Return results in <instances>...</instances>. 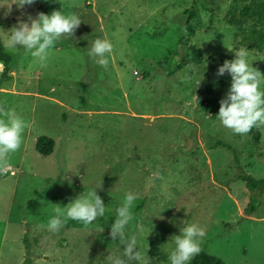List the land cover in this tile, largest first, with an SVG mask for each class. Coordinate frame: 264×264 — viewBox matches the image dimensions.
<instances>
[{
  "label": "rangeland",
  "instance_id": "obj_1",
  "mask_svg": "<svg viewBox=\"0 0 264 264\" xmlns=\"http://www.w3.org/2000/svg\"><path fill=\"white\" fill-rule=\"evenodd\" d=\"M12 3L0 0V37L11 55L0 103L30 127L0 175V264L23 263L25 234L33 264H105L110 253L122 255L118 241L98 234L111 231L128 191L138 199L126 231L137 234L149 264H167L170 237L191 223L206 229L201 248L227 264H264V194L256 213L245 216L248 189L235 180L234 166L236 155L249 173L264 177V130L256 146L249 133L233 134L202 109L209 89L223 99L231 85V76L217 71L235 58V27L226 21L234 0H36L23 10ZM192 4L197 28L183 44L182 11ZM54 10L75 13L82 23L74 37L55 42L46 67L23 48L5 47L18 19ZM98 36L113 45L107 68L87 55ZM191 46L202 61L175 68L194 56ZM247 59L264 74V50L248 51ZM39 135L54 139L49 155L35 149ZM95 189L104 217L48 230L56 204Z\"/></svg>",
  "mask_w": 264,
  "mask_h": 264
},
{
  "label": "clouds",
  "instance_id": "obj_2",
  "mask_svg": "<svg viewBox=\"0 0 264 264\" xmlns=\"http://www.w3.org/2000/svg\"><path fill=\"white\" fill-rule=\"evenodd\" d=\"M36 0H13L21 10L26 5H32ZM11 4V5H12ZM11 5L9 8H11ZM82 20L75 13L65 14L54 10L51 14L43 12L28 19H18L7 33L5 47L9 50L23 48L30 54L35 63L43 68L47 66L50 49L61 38H72L81 25ZM235 58L225 60L218 67L217 76L225 73L231 76V85L226 98L220 100V108L216 116L219 123L236 135H247L253 128L264 130V91L260 85L264 74L248 62V51L245 48L229 49ZM113 51V45L106 38L96 37L88 47L87 55L96 64L107 68L108 57ZM30 125L16 112L14 108L0 103V174L7 171V157L19 150L23 133ZM161 178L157 171L153 174ZM138 196L133 191L125 193L120 205L115 209V220L111 225L110 237L113 242H119L123 248L122 255L110 253L105 258V264H149L143 253L137 247V234H129L126 230L133 220L132 207ZM106 206L96 189L83 193L67 206L56 204L53 215L47 224L49 231L58 232L68 220H75L85 227L98 218L104 217ZM144 227L137 224L136 232L142 233ZM206 235V229L197 223L182 225L179 235L170 237L166 245L167 264H190L191 260L201 251V244Z\"/></svg>",
  "mask_w": 264,
  "mask_h": 264
},
{
  "label": "trees",
  "instance_id": "obj_3",
  "mask_svg": "<svg viewBox=\"0 0 264 264\" xmlns=\"http://www.w3.org/2000/svg\"><path fill=\"white\" fill-rule=\"evenodd\" d=\"M234 8L228 11L226 21L235 27L233 50L245 48L247 51H263L264 50V0H234ZM182 14L185 15L184 29L185 36H181L179 42L185 44L190 36H193L197 28L198 11L194 4L183 9ZM193 57L185 62H178L175 68H181L188 62L200 63L202 61L199 49L191 46ZM11 55L5 52L4 44L0 37V62L3 63V71L0 73V87L4 81L10 78L9 62ZM212 97L202 106L203 111L209 113L212 117H216L220 108L221 96L219 92L209 89ZM254 145H259L261 132L253 128L249 132ZM220 145H224L231 149L229 143L219 141ZM54 139L50 136L39 135L35 141V149L41 155H49L53 150ZM235 180L244 182L248 189V201L243 207L245 216H252L256 213L261 204L264 194V177H256L249 173L235 155ZM2 175V174H0ZM242 221V218L236 221V225ZM110 232L98 234V240L104 241L110 239ZM23 243L25 245L26 257L22 264H33L31 258V241L27 234L24 235ZM190 264H227L221 258L210 254L201 248L199 254L194 256Z\"/></svg>",
  "mask_w": 264,
  "mask_h": 264
},
{
  "label": "crops",
  "instance_id": "obj_4",
  "mask_svg": "<svg viewBox=\"0 0 264 264\" xmlns=\"http://www.w3.org/2000/svg\"><path fill=\"white\" fill-rule=\"evenodd\" d=\"M249 218H251V216H248Z\"/></svg>",
  "mask_w": 264,
  "mask_h": 264
}]
</instances>
